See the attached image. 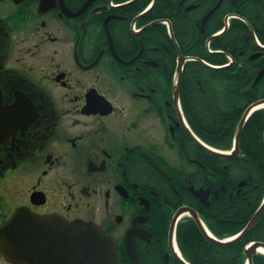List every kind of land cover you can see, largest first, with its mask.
<instances>
[{
    "label": "flooded vegetation",
    "instance_id": "flooded-vegetation-1",
    "mask_svg": "<svg viewBox=\"0 0 264 264\" xmlns=\"http://www.w3.org/2000/svg\"><path fill=\"white\" fill-rule=\"evenodd\" d=\"M0 90V264L19 209L98 226L118 264H181L190 210L240 234L256 217L239 241L264 264V0H0ZM199 91L221 107L209 141L184 107Z\"/></svg>",
    "mask_w": 264,
    "mask_h": 264
},
{
    "label": "water",
    "instance_id": "water-1",
    "mask_svg": "<svg viewBox=\"0 0 264 264\" xmlns=\"http://www.w3.org/2000/svg\"><path fill=\"white\" fill-rule=\"evenodd\" d=\"M181 65L176 79L178 82ZM13 114H15V106L3 104L0 90V146L12 133ZM195 141L205 149L198 138H195ZM198 194L201 195V192ZM189 212L203 236L219 246H227L241 240L256 221V217L253 218L248 227L234 239L221 241L207 231L196 212L193 210ZM49 221V219L39 220L19 209L5 224L7 232L15 233V247L4 250L7 261L11 264H118L115 244L98 226L85 222L59 225ZM256 246V244L249 245L245 249L247 264H253ZM173 255L181 264H189L176 251H173Z\"/></svg>",
    "mask_w": 264,
    "mask_h": 264
},
{
    "label": "trees",
    "instance_id": "trees-1",
    "mask_svg": "<svg viewBox=\"0 0 264 264\" xmlns=\"http://www.w3.org/2000/svg\"><path fill=\"white\" fill-rule=\"evenodd\" d=\"M215 63H221L222 61H213ZM196 66L189 65V69L194 68L195 74L194 81L201 82L202 86L205 84L208 89L211 88L212 91L217 93L218 97L220 95V83H221V74H219L216 70L209 71L198 64ZM201 68V70H200ZM220 72V71H219ZM186 81H193L190 77H186ZM193 81V82H194ZM214 83H218V85H214ZM210 84V85H209ZM192 99L198 104L201 105V108L197 107V110H194L191 106L189 109L188 105L184 104L186 113L189 117L196 121V131L197 134L201 137V140L209 141L205 129L201 126L204 125L206 120H211V118H215V114L220 115L221 107L214 106L213 110L203 109L202 104L207 97V93L199 91L198 93L190 95ZM205 107V105H204ZM214 114V116H213ZM212 119V120H213ZM217 129V127H215ZM205 132V133H204ZM213 140V139H212ZM220 220V218H216ZM210 231L213 235L219 239H224L227 237L234 236L238 234L241 226L238 225L236 218H233L232 221L227 222L226 227H224L223 223H218L217 225L211 224ZM179 245L182 251V256L186 261L190 264H246V256H245V244L251 237H247L245 241H237L227 246H219L209 242L199 230L198 226L193 221H189L183 224L179 230L178 234ZM260 264V263H259Z\"/></svg>",
    "mask_w": 264,
    "mask_h": 264
},
{
    "label": "bare ground",
    "instance_id": "bare-ground-1",
    "mask_svg": "<svg viewBox=\"0 0 264 264\" xmlns=\"http://www.w3.org/2000/svg\"><path fill=\"white\" fill-rule=\"evenodd\" d=\"M176 252L179 253V251L175 248Z\"/></svg>",
    "mask_w": 264,
    "mask_h": 264
}]
</instances>
